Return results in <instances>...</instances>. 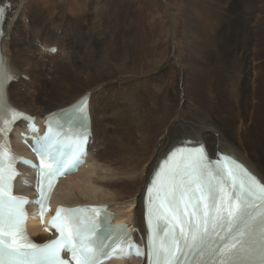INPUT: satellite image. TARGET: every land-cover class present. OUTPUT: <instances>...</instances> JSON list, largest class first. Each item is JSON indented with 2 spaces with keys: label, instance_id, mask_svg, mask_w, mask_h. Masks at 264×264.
<instances>
[{
  "label": "bare ground",
  "instance_id": "1",
  "mask_svg": "<svg viewBox=\"0 0 264 264\" xmlns=\"http://www.w3.org/2000/svg\"><path fill=\"white\" fill-rule=\"evenodd\" d=\"M40 1L0 0V5L11 4L0 58L17 75L31 78L29 83L19 80L18 86L11 84L0 103L13 100L12 105L29 113L32 107L44 112L45 108L34 103L50 104L45 97L52 93L61 98L62 104L46 115L73 105L85 93L91 95L94 144L88 169L59 183L54 195L56 205L106 204L118 215L116 221L122 220L145 234V186L158 161L182 139L203 141L212 154L224 151L235 155L264 183V140L260 141L256 131L245 129L259 109L264 112V0L173 2L183 22L176 38L178 43L179 39L184 42L183 55L169 46L174 32L166 14L160 17L161 22L158 20L160 25L151 18L162 7L167 16L174 17L175 9L166 0H46L47 5ZM59 29L61 36L55 33ZM24 30H28L30 39L23 47L37 48L42 55L43 48L55 46H45L47 42L56 40L61 44L54 57L57 62V56L66 52L64 62L55 66L63 72L55 76L61 81L42 78L40 66L22 51L19 37ZM37 40L45 44L39 46ZM173 59L182 63L176 89L184 110L176 112V121L172 120L170 91L175 83L170 73ZM71 79L73 84L69 83ZM84 80L91 86L80 85ZM78 86L84 90L73 94ZM41 88L46 90L44 97L39 93ZM146 91L148 97L142 94ZM30 94L31 101L25 102ZM98 106L100 109H96ZM232 111L239 122L237 140L228 132L234 129ZM97 113L100 120L96 119ZM41 123L40 134L44 131V116ZM65 126L77 130L73 123ZM81 127L86 128L84 124ZM110 130L120 145L118 149L106 139H113ZM174 137L177 141H172ZM14 144L22 155L32 158L18 135ZM117 231L121 237L126 233L120 227ZM31 232L42 234L35 225Z\"/></svg>",
  "mask_w": 264,
  "mask_h": 264
},
{
  "label": "snow or ice",
  "instance_id": "2",
  "mask_svg": "<svg viewBox=\"0 0 264 264\" xmlns=\"http://www.w3.org/2000/svg\"><path fill=\"white\" fill-rule=\"evenodd\" d=\"M14 78L0 58V97L5 83ZM6 108L10 106L0 103V112ZM72 118L83 126L87 119L83 102ZM85 140L80 135L68 151L49 140L38 142L42 185L47 182L50 188L57 175L79 166ZM202 160L201 152L173 155L148 190L149 264H264V187L243 169L239 174L230 169L214 175ZM12 176L10 165L0 167V264H67L60 256L62 250L71 253L75 264H101V256L108 258L105 249L112 247L107 241L115 230L103 240L97 238L94 218L78 215L84 209L58 210L52 221L60 232L58 239L42 246L29 241L22 209L27 201L10 194ZM112 251H123V247Z\"/></svg>",
  "mask_w": 264,
  "mask_h": 264
},
{
  "label": "rangeland",
  "instance_id": "3",
  "mask_svg": "<svg viewBox=\"0 0 264 264\" xmlns=\"http://www.w3.org/2000/svg\"><path fill=\"white\" fill-rule=\"evenodd\" d=\"M164 1V0H163ZM162 1V2H163ZM166 1H168V3L172 6V7H174V9H175V6L173 5V2H175V1H177V0H166ZM41 3H44V4H46L47 5V2H46V0H41L40 1ZM164 8L162 7L161 8V10L158 12L159 14H157V15H155V16H151V18L153 17V19L154 20H156L155 22H156V24H159V21L160 20H162V18H160V17H162L163 16V18H164V15H165V17H166V20L167 21H169L170 22V25L173 27H171V29L173 30V35L171 34V37H169V38H172V40H171V44H169V38L167 39L168 40V44H169V46H171V49L172 50H175V49H179V51L181 52V54L183 55V46H184V42H183V40H181V39H179V43H178V40L176 39L177 38V36L179 35V34H177L178 32H179V30L181 31L182 30V25H183V22L181 21L182 19L179 17V15H178V12L176 11V9L173 11V14H174V17H172V19H171V17L170 16H167V13H166V10L164 9ZM163 11V12H162ZM163 13H164V15H163ZM71 14H73V13H71ZM148 14H150V13H148ZM162 14V15H161ZM177 14V15H176ZM159 18H158V17ZM157 17V18H156ZM176 17V18H175ZM178 17V18H177ZM175 18V19H174ZM170 19V20H169ZM159 20V21H158ZM177 20V21H176ZM174 21V22H173ZM181 21V22H180ZM28 23V19H25L24 20V23ZM148 22V20L146 21L145 20V23H147ZM161 22V21H160ZM175 23V24H173V23ZM178 22H180L181 23V25H180V23H178V25H177V23ZM160 25V24H159ZM175 25V26H174ZM176 26H178V27H176ZM179 27H180V29H179ZM175 28L177 29V30H175ZM31 32H32V30H30ZM56 31V30H55ZM178 31V32H177ZM176 32V33H175ZM56 33V35L57 36H61V34H62V31L59 29V30H57V32H55ZM173 36V37H172ZM175 37V38H174ZM30 39V34L28 33V30H24L23 31V33H22V36L21 37H19V45H20V47H21V49H22V51L23 52H25V54H27L28 56H29V58H31V60L32 61H35L37 64H38V68H39V66H40V70H39V73H41L42 75H43V77L42 78H44V79H46L47 81H49V80H51L50 82H54L55 80H62V79H60V77H55V76H57V75H61L63 72L62 71H57V68L55 67L56 66V63L58 64L59 62H64V60L66 59V52H61L57 57H58V61L56 62V58H54L56 55L55 54H49L48 52H47V50H45V48H43L42 50H43V52H45V53H43V54H45V55H47L46 53H48L49 55H47V56H45V55H42V52L40 51V50H37V48H30V47H23V45H24V41H25V43L26 42H28V40ZM39 39V38H38ZM177 40V41H176ZM33 42H34V39H33ZM36 43V42H35ZM35 43H34V46H35ZM37 43H38V45L40 46L42 43H44V40H37ZM96 43L98 44V39H96ZM157 44H159V42H156ZM161 44L163 43V42H160ZM45 44V43H44ZM51 45H55L56 47H60L61 48V44L58 42V41H56V40H54V41H50V42H47L46 44H45V46H51ZM175 45V46H174ZM178 45V46H177ZM162 46V45H161ZM175 48H174V47ZM36 47V46H35ZM182 47V48H181ZM27 52V53H26ZM75 53H77V50H75L74 51ZM67 62H68V60H67ZM162 63H163V61H162ZM182 63H178V62H175L174 61V59H173V61H172V65H171V67H172V69H171V72L170 73H172L173 75V77H174V81H175V83H174V85H173V89H171L170 91H171V98H172V120H174V121H176L174 118L176 117V116H179V115H176V112H178V113H182L183 112V106H181V104L179 103V91L176 89V87H177V85H178V80H179V76H180V74H181V65ZM42 66V67H41ZM36 71H38V70H36ZM36 71H35V73L34 74H37L36 73ZM69 72L71 73V70H69ZM59 73V74H58ZM169 73V74H170ZM22 75V74H21ZM31 75V77H32V74H30ZM161 75H163V73L161 74ZM171 75V74H170ZM262 76H264V75H262ZM36 77V76H35ZM53 77H55V78H53ZM29 79H31L30 77H28ZM54 80H53V79ZM20 81H24V80H20ZM46 81V82H47ZM24 82H26V83H29L30 81H24ZM69 83L70 84H73V82H72V79L69 81ZM16 84V86H18V83H15ZM80 85H82L83 87H85V88H88V87H90L91 85L90 84H88L87 83V81L86 80H84V81H81L80 82ZM117 85H121L120 83H118ZM46 88V87H45ZM45 88H41L40 89V94H41V96H43L44 97V93L46 92V90H45ZM21 89H22V91H24V89L21 87ZM42 90V91H41ZM84 89L81 87V86H78V87H76V88H74V91H73V94H76V93H79V92H82ZM18 91L20 92V93H22L19 89H18ZM86 91H84V93H85ZM144 93V94H143ZM148 92L146 91V92H142V94L144 95V97H148V94H147ZM23 94V93H22ZM21 94V95H22ZM86 94H88V93H85V94H83L78 100H80L82 97H84ZM48 97H52L51 99H48ZM79 97V96H78ZM77 98V97H76ZM76 98H74V99H76ZM28 99L31 101V99H32V96H31V94L29 95V96H27V98H26V101L25 102H28ZM73 99V100H74ZM45 100H49V102H50V104H47V105H49L48 107H47V105L45 106V104H39V103H34L35 105H37V106H40L42 109H44V112H41V110L40 109H36L35 107H32V108H30V107H28V106H26V104L23 102V101H20V103L21 104H25V105H23V106H25V107H27L28 109L30 108V110H31V112L30 113H32V114H40V115H44V113H46L47 111H49V110H51V109H53V108H55L56 106H59L60 104H62V102H61V98H58V97H56V96H52V93L51 94H49V93H47V96L45 97ZM246 101L248 102V103H250V100L247 98L246 99ZM12 102L14 103V101L12 100ZM11 101H10V103H12ZM12 103V104H13ZM57 103V104H56ZM17 104V103H16ZM180 104V105H179ZM45 106V107H44ZM67 106H69V105H66L65 107H67ZM151 108H152V106H150ZM96 109H100V107L98 106V108H96ZM181 110V111H180ZM220 112H221V109L219 110ZM235 114H236V112L235 111H232L231 112V116H232V118L234 119L233 120V130H229L228 132L230 133V135H232V137H234V139L235 140H237L238 138V128L237 127H239L238 125H239V122H238V120H236V116H235ZM109 115H112V114H110L109 113ZM113 117V116H112ZM96 119H101V117L98 115V113L96 114ZM238 119V118H237ZM98 120V121H99ZM105 121H106V119H105ZM102 128L101 129H103L104 128V126H103V123H102V126H101ZM226 129L228 130V128H227V126H226ZM245 129L248 131V132H250V131H256L258 134H259V139L261 138L262 140H264V112H262L260 109H259V111H258V113H257V116H256V118H255V120H253V122H249V124L248 125H246V127H245ZM231 131V132H230ZM233 132V133H232ZM110 133L113 135V139H111V138H106L107 140H111L113 143H115V145H114V148L115 149H118V147L120 146V145H118L117 144V142H115V135H114V132L112 131V130H110ZM235 134V135H234ZM263 135V138L261 137V135ZM177 136V135H176ZM176 137H174V139L172 140V141H177L178 140V138H179V136L177 137V140L175 139ZM180 139V138H179ZM261 139H260V141H261ZM110 150H111V148H110ZM93 152L94 153H96V149L95 150H93ZM252 154H254V153H252Z\"/></svg>",
  "mask_w": 264,
  "mask_h": 264
}]
</instances>
